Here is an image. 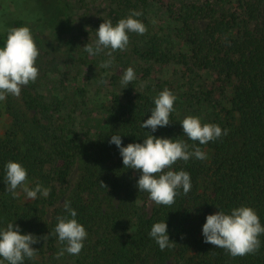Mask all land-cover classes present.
I'll use <instances>...</instances> for the list:
<instances>
[{
	"label": "trees",
	"instance_id": "1",
	"mask_svg": "<svg viewBox=\"0 0 264 264\" xmlns=\"http://www.w3.org/2000/svg\"><path fill=\"white\" fill-rule=\"evenodd\" d=\"M151 1L167 10L174 4L173 0H120L115 21L140 6L146 8ZM196 20L206 22L201 32L192 25ZM21 23L13 21L10 28ZM181 24L192 65L214 83L210 89L200 87L192 96L213 108L218 104L213 100L226 89L230 99L228 107L213 111L209 121L227 129V135L205 145L195 142L207 158L178 160L172 165L173 170L190 174L192 187L187 195L181 190L171 206L152 202L147 212L139 205L148 199L147 193L136 188L139 172L124 168L118 149L108 142L110 135L117 133L122 135V145L142 142L150 129H142L140 123L154 107L153 95L129 85L122 98L114 95L106 108V126L97 122V131L83 136L29 117L28 111L47 110L29 91L24 92L25 112L7 99L11 122L0 136V224L14 221L21 234L32 233L38 238L34 257L24 264H56L63 244L53 229L57 216L64 214V201H70L87 232L75 264H264V234L259 236L256 252L235 257L204 243L201 235L205 216L216 212V206L225 210L250 206L264 225V0H236L232 8L187 5ZM139 55L157 63L170 58L155 43ZM177 105L176 101L169 125L151 134L179 136L191 146L194 142L182 135ZM9 160L27 169L29 187L37 183L47 187V197L38 194L35 200L20 202L6 192L3 164ZM75 167L79 175L69 191L68 178ZM165 219L174 243L161 251L148 232L154 222Z\"/></svg>",
	"mask_w": 264,
	"mask_h": 264
},
{
	"label": "rangeland",
	"instance_id": "2",
	"mask_svg": "<svg viewBox=\"0 0 264 264\" xmlns=\"http://www.w3.org/2000/svg\"><path fill=\"white\" fill-rule=\"evenodd\" d=\"M6 4H5V2ZM120 0H0V33L6 32L13 21L28 26L38 48L36 59L39 72L35 82L21 88L19 96H7L0 101V136L6 132L10 118L6 112L8 98L19 110H26L24 92L29 91L47 105V110L28 111L41 123L58 126L64 132L83 136L98 129L97 122L105 127L106 108L114 95L122 98L119 79L123 71L132 67L136 79L130 83L137 91L156 96L167 88L177 97L176 115L198 116L202 123H209L211 113L220 107H228L230 90L213 100L216 107L196 102L194 93L204 87L210 89L212 78L198 70L190 61V45L181 36V15L185 6L208 4L212 7L232 8L236 0H173L171 10L151 1L146 8L140 6L137 17L146 27L143 35L129 34L124 51L112 52L113 64L109 69L101 67L108 57L101 53L89 56L82 47L95 39V29L103 20L115 21ZM4 3V4H3ZM4 5H7L4 9ZM196 31L204 30V20L192 21ZM89 40V41H88ZM155 43L170 58L166 63L145 60L139 54ZM27 111V110H26ZM25 112V111H24ZM75 167L68 178L69 191L78 178ZM61 190H64L61 188ZM20 202L24 193L18 190ZM63 201V198L61 199ZM140 206L148 212L151 200H142ZM76 256L65 253L57 256L56 264H75ZM50 264V263H49Z\"/></svg>",
	"mask_w": 264,
	"mask_h": 264
},
{
	"label": "clouds",
	"instance_id": "3",
	"mask_svg": "<svg viewBox=\"0 0 264 264\" xmlns=\"http://www.w3.org/2000/svg\"><path fill=\"white\" fill-rule=\"evenodd\" d=\"M140 15V12L131 10L115 24L111 20H103L95 29V39L91 43L87 42L82 47L83 51L89 56L104 53L108 59L101 61V67L111 68V53L126 49L129 34L145 33L144 23L137 19ZM38 54L32 31L28 26L9 28L5 35L0 37V101L9 95L19 96L23 86L36 81L39 72L36 64ZM135 79L134 69L126 68L119 79L120 88L128 87ZM176 100V95L167 88L152 98L154 107L149 110L148 118L140 123L142 129H150V132L146 131L148 134L143 137L142 142L122 145V135L119 133L110 135L108 141L118 149L124 168L139 172L136 180L138 192L147 193L149 200L163 206H171L175 197L181 194V190L187 195L192 187L190 174L183 169L173 170L172 165L178 160L187 162L193 158L206 159L207 154L195 142L205 145L227 135L228 131L222 130L215 123H202L198 116L189 115L179 120V123L183 137L194 142L191 146L179 136L173 138L152 135L158 127L169 125V116L174 111ZM26 181L27 169L20 162L9 160L3 164L5 191L13 198L20 195L18 188L27 200H35L38 194L47 197V187L39 183L29 187ZM101 185L104 187L102 183ZM63 208L64 214L57 216L53 229L57 240L63 244L57 256H63L65 253L76 256L83 248L87 232L76 219L77 212L71 207L70 201H64ZM216 208V212L205 216L201 226L203 242L224 249L233 257L256 252L261 243L259 236L264 234V225L261 224L256 211L247 205L227 210L218 206ZM148 236L161 251L173 246L166 219L154 222ZM37 240L32 233L21 234L20 226L14 224V221L0 224V264H24L26 259H32L36 252L33 245Z\"/></svg>",
	"mask_w": 264,
	"mask_h": 264
}]
</instances>
